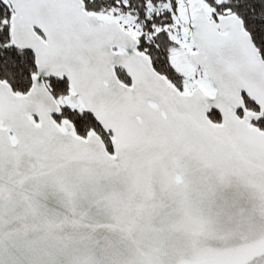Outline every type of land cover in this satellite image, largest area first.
Segmentation results:
<instances>
[{
  "label": "snow or ice",
  "instance_id": "6c2138e0",
  "mask_svg": "<svg viewBox=\"0 0 264 264\" xmlns=\"http://www.w3.org/2000/svg\"><path fill=\"white\" fill-rule=\"evenodd\" d=\"M0 264H264V0H0Z\"/></svg>",
  "mask_w": 264,
  "mask_h": 264
}]
</instances>
